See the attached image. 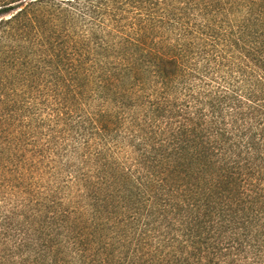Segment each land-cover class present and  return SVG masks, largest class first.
I'll list each match as a JSON object with an SVG mask.
<instances>
[{
    "label": "trees",
    "instance_id": "1",
    "mask_svg": "<svg viewBox=\"0 0 264 264\" xmlns=\"http://www.w3.org/2000/svg\"><path fill=\"white\" fill-rule=\"evenodd\" d=\"M0 264H264V0H0Z\"/></svg>",
    "mask_w": 264,
    "mask_h": 264
}]
</instances>
